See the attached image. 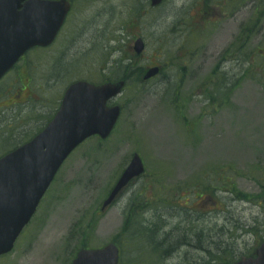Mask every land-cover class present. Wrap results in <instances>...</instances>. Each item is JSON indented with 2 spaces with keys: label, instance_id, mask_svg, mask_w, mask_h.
Instances as JSON below:
<instances>
[{
  "label": "rangeland",
  "instance_id": "rangeland-1",
  "mask_svg": "<svg viewBox=\"0 0 264 264\" xmlns=\"http://www.w3.org/2000/svg\"><path fill=\"white\" fill-rule=\"evenodd\" d=\"M70 1L55 43L29 52L0 82V157L42 129L75 81L128 76L115 100L121 115L107 140L71 154L0 264H70L81 245L111 241L124 264L249 255L264 238V1ZM154 66L160 74L142 83ZM135 153L145 174L100 212ZM200 177L219 210L191 230L180 196ZM127 215L133 224L124 228Z\"/></svg>",
  "mask_w": 264,
  "mask_h": 264
},
{
  "label": "water",
  "instance_id": "water-1",
  "mask_svg": "<svg viewBox=\"0 0 264 264\" xmlns=\"http://www.w3.org/2000/svg\"><path fill=\"white\" fill-rule=\"evenodd\" d=\"M22 1L0 0V14H10L0 15V78L28 49L50 45L70 9L66 0H29L24 5ZM150 1L154 6L162 0ZM143 48L138 39L134 44L135 53L139 55ZM158 72L156 67L149 69L143 80ZM123 86V81L99 86L87 82L72 84L46 128L0 159V255L11 251L69 154L91 136L105 139L110 134L120 110L117 106L106 107V102L118 95ZM142 173L141 160L134 155L104 201L102 210L130 180ZM71 264H118V249L114 244L98 250L81 249ZM235 264H264V242L255 250V258L242 259Z\"/></svg>",
  "mask_w": 264,
  "mask_h": 264
},
{
  "label": "flooded vegetation",
  "instance_id": "flooded-vegetation-1",
  "mask_svg": "<svg viewBox=\"0 0 264 264\" xmlns=\"http://www.w3.org/2000/svg\"><path fill=\"white\" fill-rule=\"evenodd\" d=\"M213 18L214 19H217L218 17H216L215 15H213L212 18H211V20L209 21V23L211 22L213 24V22H214V20H212ZM195 22H191V23H195ZM204 28H205V26H204ZM203 65H205V64L203 63L201 65V67ZM198 71L201 72L202 71V68H199ZM192 194L194 195V198L197 199V201L192 205V207L194 208V210H191L190 213L192 212V213H197L198 214V211L197 210L207 208L206 193H205V191L202 190V191H198V192H192ZM214 204H215V202L212 201L211 205H214ZM207 209H212V207L207 208ZM219 251H221V249L218 250V252Z\"/></svg>",
  "mask_w": 264,
  "mask_h": 264
},
{
  "label": "trees",
  "instance_id": "trees-1",
  "mask_svg": "<svg viewBox=\"0 0 264 264\" xmlns=\"http://www.w3.org/2000/svg\"><path fill=\"white\" fill-rule=\"evenodd\" d=\"M115 78H124L125 80H126V78H128V76L127 77H125V76H116ZM128 80V79H127ZM127 226H129V222H127V224L125 225V227H127ZM124 227V228H125ZM130 227V226H129ZM150 233L151 234H153V230H151L150 231ZM158 247H161V243H158V244H156ZM159 253H162V254H166V251H165V249H162V251H160ZM135 263V262H134ZM136 264V263H135Z\"/></svg>",
  "mask_w": 264,
  "mask_h": 264
}]
</instances>
